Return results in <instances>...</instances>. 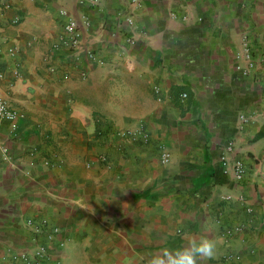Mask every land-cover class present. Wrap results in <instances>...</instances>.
Masks as SVG:
<instances>
[{
    "label": "crops",
    "instance_id": "crops-1",
    "mask_svg": "<svg viewBox=\"0 0 264 264\" xmlns=\"http://www.w3.org/2000/svg\"><path fill=\"white\" fill-rule=\"evenodd\" d=\"M61 10L78 54L54 47ZM0 96L19 112L0 119V264L43 243V264H147L189 235L217 242L206 264H264V0H0ZM140 125L149 140L122 135Z\"/></svg>",
    "mask_w": 264,
    "mask_h": 264
},
{
    "label": "built area",
    "instance_id": "built-area-1",
    "mask_svg": "<svg viewBox=\"0 0 264 264\" xmlns=\"http://www.w3.org/2000/svg\"><path fill=\"white\" fill-rule=\"evenodd\" d=\"M91 4H96L98 0H88ZM133 3L137 4L138 6H142V0H132ZM8 6V5H7ZM63 14H65L68 18L67 22L64 26V32L61 35L58 42L55 44V48L57 50L62 49H69L71 52L77 53L80 46V40L82 36V30L80 27L79 22L73 17L68 14L65 10H61ZM17 20V19H16ZM127 22L130 25L135 24V20L132 16L126 17ZM89 19L86 18V23L89 24ZM128 43H134L135 37L134 35L128 36L127 39ZM12 54L16 53L15 48H11L9 50ZM78 56V55H77ZM243 57L250 61L248 64V69H252L255 65L254 60L252 58V51L251 47L247 43V40L244 41L243 47ZM78 60L80 57H77ZM86 58L89 62L104 64V61L100 58L98 52L93 48L86 49ZM16 74H19V69L16 70ZM19 118V112L17 108H15L6 98L0 96V119L9 122L13 128L16 127V122ZM241 119L244 123L251 120V116L243 113L241 115ZM123 136L131 135L135 137H140L145 141L149 140V133L147 132L146 128L143 125L138 126L136 129H130L122 132ZM233 151V142H229L226 152H224L223 156L221 157V162L224 168V172L233 176V178L238 181L242 182L246 178V165L243 160L235 158L232 156ZM106 155H102V159L106 160ZM161 158L163 162H169L171 159V154L165 148H162ZM224 200H232L233 196L231 194L221 196ZM246 211L251 213L253 208L251 206H247ZM28 224L30 226L33 225L32 221H29ZM47 224V220H43L42 227L44 229L45 225ZM35 229L37 231H41L40 226H36ZM246 229L244 223H237L231 226H225L223 229L222 235L226 239L232 238L234 235L242 234ZM57 232L56 228L51 229L48 233L49 240H53L55 234ZM16 258L21 257L27 264H43L45 260L49 258L48 246L47 244H40L33 252H23L20 254L14 255ZM226 258L233 259L238 258L239 255L235 253H229L225 255Z\"/></svg>",
    "mask_w": 264,
    "mask_h": 264
},
{
    "label": "clouds",
    "instance_id": "clouds-1",
    "mask_svg": "<svg viewBox=\"0 0 264 264\" xmlns=\"http://www.w3.org/2000/svg\"><path fill=\"white\" fill-rule=\"evenodd\" d=\"M217 253V242L207 236L189 235L186 244L177 249L163 248L147 264H206Z\"/></svg>",
    "mask_w": 264,
    "mask_h": 264
}]
</instances>
